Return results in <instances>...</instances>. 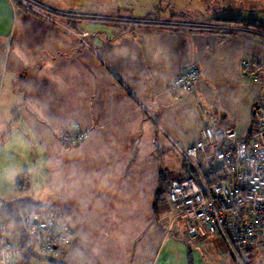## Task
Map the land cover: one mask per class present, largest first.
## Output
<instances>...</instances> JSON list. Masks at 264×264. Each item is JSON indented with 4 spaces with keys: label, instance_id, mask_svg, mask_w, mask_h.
<instances>
[{
    "label": "crops",
    "instance_id": "crops-1",
    "mask_svg": "<svg viewBox=\"0 0 264 264\" xmlns=\"http://www.w3.org/2000/svg\"><path fill=\"white\" fill-rule=\"evenodd\" d=\"M33 1L40 8L0 0V164L12 158L16 173L0 200L31 198L68 217L63 264H172L159 256L182 220L166 195L186 173L178 146L204 126L254 133L264 107V33L192 10L180 20L129 21L86 15L65 0ZM190 64V90L172 89ZM73 129L85 139L70 147L62 136ZM31 173L43 174L41 185ZM22 174L28 188L18 190ZM158 189L166 192L156 199ZM181 226L178 238L213 236L193 238ZM6 234L1 225L0 246L17 250ZM8 256L20 264V253Z\"/></svg>",
    "mask_w": 264,
    "mask_h": 264
},
{
    "label": "built area",
    "instance_id": "built-area-1",
    "mask_svg": "<svg viewBox=\"0 0 264 264\" xmlns=\"http://www.w3.org/2000/svg\"><path fill=\"white\" fill-rule=\"evenodd\" d=\"M10 1L35 8L29 0ZM195 74L196 67L188 65L172 79V89L190 90ZM84 139L78 129L62 136L73 146ZM178 148L186 173L169 184L167 200L180 209L188 234L193 238L218 234L232 250L234 243L264 237V107L249 137L234 128L204 126L195 141ZM17 212L26 241L16 252L57 257L68 246L72 231L66 217L40 207ZM15 251L3 243L0 264H16L8 256Z\"/></svg>",
    "mask_w": 264,
    "mask_h": 264
},
{
    "label": "rangeland",
    "instance_id": "rangeland-1",
    "mask_svg": "<svg viewBox=\"0 0 264 264\" xmlns=\"http://www.w3.org/2000/svg\"><path fill=\"white\" fill-rule=\"evenodd\" d=\"M31 6L40 8L39 3L29 0ZM67 6L78 8L84 11V14L109 18L120 17L129 21L139 20L141 18H151L161 20L168 18L171 20H180L184 17H191L197 12L199 16L217 17V18H236V17H254L264 20V0H65ZM183 11L180 13V11ZM189 10H192V15ZM184 12V13H183ZM148 16V17H147ZM257 31V30H255ZM81 33V32H78ZM76 37L85 41V45L89 46L90 36L87 32H82L85 35ZM82 36V37H81ZM64 142V141H63ZM65 145L74 147L73 145L64 142ZM12 158H8L7 163L0 164V187L16 177V173L10 171ZM26 161L27 159H16ZM177 161V159L175 158ZM32 174V175H31ZM32 184L34 187L42 184L43 174L31 173ZM11 183H8V185ZM24 187V186H23ZM21 187V188H23ZM27 188V187H25ZM6 201V200H2ZM1 206V205H0ZM23 209L22 206H19ZM18 208V207H17ZM35 209L32 205L24 209ZM42 208L46 212L45 207ZM71 231L72 225L68 219ZM185 220H177L179 231L172 230L168 239L160 251L159 262H164L165 257L169 258L172 264H186V256L190 255L192 264H264V240H253L251 250L241 249L239 247L232 250L227 242L218 234H212L211 238L206 240L199 238L198 240L188 239L185 236L178 238V233H181L184 228ZM7 230V242L16 245L18 231L11 223L4 224ZM17 231V232H16ZM180 235V234H179Z\"/></svg>",
    "mask_w": 264,
    "mask_h": 264
},
{
    "label": "trees",
    "instance_id": "trees-1",
    "mask_svg": "<svg viewBox=\"0 0 264 264\" xmlns=\"http://www.w3.org/2000/svg\"><path fill=\"white\" fill-rule=\"evenodd\" d=\"M24 6V5H22ZM224 23H231L236 26H241L246 29H251V30H257L258 32L264 33V20L263 19H258L254 17H236V18H228V19H221ZM184 163V162H183ZM15 188L18 190H21L25 187L28 188V178L26 174H22L18 176L15 181H14ZM24 186V187H23ZM23 187V188H21ZM167 189V188H166ZM166 189H158L156 193V199L161 197V194L165 191ZM167 195V194H166ZM0 226L4 224L11 223L14 225V228L17 229L18 234H17V247H20L25 245V237H24V231L21 225L20 217L18 214L19 211H24V208H26L29 205H32L33 207H42L40 206L37 202L33 201L31 198H19L15 199L12 201H2L0 200ZM19 206H22L23 209H20ZM18 207V208H17ZM16 231V232H17ZM262 240H264V237H262ZM253 241V240H252ZM252 241H247L244 244H237L234 243L233 247H239L241 249L251 250V245ZM11 248V247H10ZM22 258L21 261L18 263L20 264H27L30 258H37L41 260H47L49 262H52L54 264H63L58 260V257H53L51 254H21ZM186 264H192V260L190 258V255L187 254L186 256Z\"/></svg>",
    "mask_w": 264,
    "mask_h": 264
}]
</instances>
